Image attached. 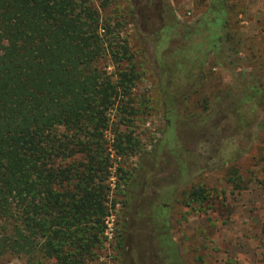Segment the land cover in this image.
I'll list each match as a JSON object with an SVG mask.
<instances>
[{
    "label": "trees",
    "instance_id": "1",
    "mask_svg": "<svg viewBox=\"0 0 264 264\" xmlns=\"http://www.w3.org/2000/svg\"><path fill=\"white\" fill-rule=\"evenodd\" d=\"M109 1L0 0V259L93 264L115 205L112 156H137L135 179L189 186L186 198L200 204L207 196L192 180L242 157L264 128L262 75L245 80L236 72L243 40L231 31L227 0H208L188 26L159 0L153 30L139 32L138 41L156 79L163 129L140 155L126 128L147 108V99L132 94L143 73L121 35L122 12H105ZM138 7L128 4L123 13L133 19ZM209 58L234 74L233 83L192 114L188 99ZM125 199L124 217L139 211L152 244L134 241L138 263L181 264L169 208L141 194ZM116 249L121 264H131L122 235Z\"/></svg>",
    "mask_w": 264,
    "mask_h": 264
},
{
    "label": "rangeland",
    "instance_id": "2",
    "mask_svg": "<svg viewBox=\"0 0 264 264\" xmlns=\"http://www.w3.org/2000/svg\"><path fill=\"white\" fill-rule=\"evenodd\" d=\"M92 1L97 6L103 0ZM166 1L174 17L185 26L191 25L200 16L208 2ZM129 2L111 0L106 3L105 12H122L119 16L124 21L121 35L126 38L131 52L138 59L139 70L143 73L132 94L147 99V108L142 109L137 118H131L126 128V133H131L138 141L142 155L151 150L161 137L163 129L158 109L160 96L156 79L146 62L150 60L147 57L143 59L139 53L138 41L139 32L148 35L153 30L152 16L159 6V0H143L139 4L135 0ZM227 2L231 31L243 40L241 62L236 72L240 71L245 80H248L253 72H257L262 75L261 81L264 83V0ZM128 4L129 7L139 6L133 19L123 13L128 12ZM106 71L110 73L112 68L108 66ZM233 78L234 74L220 62L209 58L201 82L188 99L187 111L192 114L200 113L202 101L210 100L216 93L226 91L232 86ZM111 119L112 123L116 122L113 115ZM119 129L125 130L120 127ZM107 139H111L110 135H107ZM137 161V156L121 159L112 156L109 200L115 205L105 221L106 239L102 248L96 252L98 258L93 264H121L122 258L116 249L121 235L124 251L128 254L131 264H139L135 259L134 251L137 246L134 241L142 237V246L151 248L147 229L140 222L143 218H140L139 211L138 215L129 213L124 217L125 196L137 194L169 208V235L179 252L181 264H264V238L260 234L264 213V128L257 131L242 157L221 169L203 173L192 180V185L205 190L206 200L200 204L190 202L186 198L191 189L188 185L183 189L165 178L155 180L149 177L145 180L144 177L143 181H140V178L135 179ZM136 180L141 183V187L133 186V181ZM124 224L126 228L123 227ZM155 252L163 258L158 247ZM20 263L12 257L0 259V264Z\"/></svg>",
    "mask_w": 264,
    "mask_h": 264
}]
</instances>
